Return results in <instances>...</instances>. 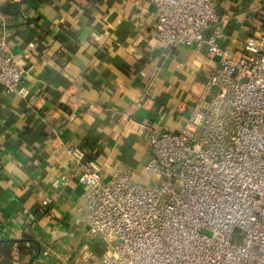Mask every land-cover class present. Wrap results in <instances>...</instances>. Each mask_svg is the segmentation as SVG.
Returning a JSON list of instances; mask_svg holds the SVG:
<instances>
[{"label": "crops", "instance_id": "obj_1", "mask_svg": "<svg viewBox=\"0 0 264 264\" xmlns=\"http://www.w3.org/2000/svg\"><path fill=\"white\" fill-rule=\"evenodd\" d=\"M215 5L219 45L247 51L264 0ZM155 26L150 0H0V31L24 70L15 90L0 87V264L101 257L107 245L88 232L89 187L69 149L84 150L105 179L129 169L149 183L143 134L179 131L209 99L217 56L161 46Z\"/></svg>", "mask_w": 264, "mask_h": 264}, {"label": "built area", "instance_id": "obj_2", "mask_svg": "<svg viewBox=\"0 0 264 264\" xmlns=\"http://www.w3.org/2000/svg\"><path fill=\"white\" fill-rule=\"evenodd\" d=\"M150 1L161 46L217 56L212 94L179 131L143 134L148 185L129 169L105 179L84 150L69 149L89 187L88 232L107 245L88 264H264V21L253 46L230 52L215 0ZM23 73L0 31V87L15 90Z\"/></svg>", "mask_w": 264, "mask_h": 264}, {"label": "rangeland", "instance_id": "obj_3", "mask_svg": "<svg viewBox=\"0 0 264 264\" xmlns=\"http://www.w3.org/2000/svg\"><path fill=\"white\" fill-rule=\"evenodd\" d=\"M150 181H152V180H150ZM149 183H150V182H149ZM149 183L147 182V183H145V184L148 185Z\"/></svg>", "mask_w": 264, "mask_h": 264}]
</instances>
